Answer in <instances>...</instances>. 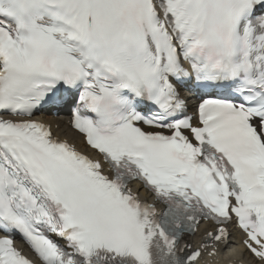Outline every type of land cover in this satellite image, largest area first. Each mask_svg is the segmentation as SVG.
Here are the masks:
<instances>
[{"label": "snow or ice", "instance_id": "1", "mask_svg": "<svg viewBox=\"0 0 264 264\" xmlns=\"http://www.w3.org/2000/svg\"><path fill=\"white\" fill-rule=\"evenodd\" d=\"M0 264H264V0H0Z\"/></svg>", "mask_w": 264, "mask_h": 264}, {"label": "bare ground", "instance_id": "2", "mask_svg": "<svg viewBox=\"0 0 264 264\" xmlns=\"http://www.w3.org/2000/svg\"><path fill=\"white\" fill-rule=\"evenodd\" d=\"M46 118H49L50 119V117H46Z\"/></svg>", "mask_w": 264, "mask_h": 264}]
</instances>
